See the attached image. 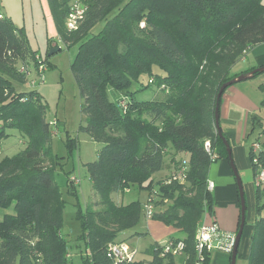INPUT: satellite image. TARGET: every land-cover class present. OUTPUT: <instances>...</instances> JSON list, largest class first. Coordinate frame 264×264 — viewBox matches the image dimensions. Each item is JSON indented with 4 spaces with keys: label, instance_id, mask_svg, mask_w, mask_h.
<instances>
[{
    "label": "trees",
    "instance_id": "1",
    "mask_svg": "<svg viewBox=\"0 0 264 264\" xmlns=\"http://www.w3.org/2000/svg\"><path fill=\"white\" fill-rule=\"evenodd\" d=\"M83 2V17L69 30L63 24L72 12L71 0H49L60 40L79 45L72 71L83 99L82 130L103 145L98 160L88 165L96 200L77 216L82 229L78 241L85 246L83 263L113 264L109 246L121 233L136 228L145 214L139 201L120 205L113 195L137 186L147 190L148 203L171 202L152 219L184 234L172 239L185 243L184 264H210L212 252L199 258L195 237L205 214L214 208L208 189L210 166L229 158L216 128L218 95L223 84L239 76L232 74L233 67L264 44V3ZM25 32L0 11V143L9 128H18L30 139L26 151L0 161V264H71V246L62 234L66 201L52 177L46 108L37 90L15 88V83L26 82L21 70L30 67V60L37 69L45 64ZM152 86L156 98L140 99L139 93ZM207 141L214 157L205 150ZM257 141L264 147V140ZM50 156L51 165H44ZM260 156L264 164V152ZM168 164L175 165L172 174L157 180L155 175ZM252 166L256 174L257 166ZM183 168L184 180H174ZM68 184L77 194L70 177ZM261 190L258 187V215L263 210ZM163 252L164 245L155 244L152 260L121 264H179ZM248 264H264V217L256 220Z\"/></svg>",
    "mask_w": 264,
    "mask_h": 264
},
{
    "label": "rangeland",
    "instance_id": "2",
    "mask_svg": "<svg viewBox=\"0 0 264 264\" xmlns=\"http://www.w3.org/2000/svg\"><path fill=\"white\" fill-rule=\"evenodd\" d=\"M83 1L71 0V6L76 8L75 6L79 5V8H84ZM262 1L264 3V0ZM24 4L27 24L25 33L28 36L27 32L32 30V34L28 36L29 42L32 49L37 52L40 60L45 63V71L44 80H42L35 62L30 60V75L24 72L27 77L26 82L22 84L15 83V88L19 92L37 90L42 97V103L46 108L45 119L50 124L52 134L49 146L54 164L52 177L66 201V207L63 210L62 234L71 246L68 252L71 254L69 256L71 264H84L82 255H85V246L83 242L78 241L82 229L77 216L80 209L86 211L87 206L93 204L96 200L88 165L98 160L103 145L94 141L82 130L83 99L72 71V63L77 56L79 45L67 46L58 38L51 39L49 37L46 28L43 25L41 26L45 20L41 0H25ZM63 26L68 29L67 20ZM102 27L103 24H99L94 32L97 33ZM56 47H59L60 50L51 55V50ZM243 61V59L240 60L233 67L232 74H236L243 69L246 65ZM143 81L148 84L149 77L145 76ZM156 95H158V91L152 86L139 93V98L152 100L156 98ZM111 99H114V96L111 95ZM255 132L254 138L259 135V127L256 128ZM6 134L8 137L0 143V161L26 151L30 145L29 137L18 128H9ZM179 158L182 159L180 156ZM51 160V156L50 158L46 157L44 165L50 166ZM167 161L169 162V157ZM169 165L171 168L172 164ZM69 177L77 179V183H75L77 194L70 191ZM165 178L166 176H163L161 179ZM260 189H262L260 203L263 210L258 217H264V187ZM148 195L147 190H141L136 186L126 191V193L113 195V198L120 205L139 201L145 206L148 204ZM245 199L248 208L246 216L250 217L251 202L246 195ZM170 203L169 200H164L158 206L153 203L154 213L155 211L160 212L162 208H166ZM144 213L139 225L132 230L121 233L116 243H124L137 249L139 252L137 260L150 261L152 260L150 254L152 246L155 244L165 245L171 238L182 239L184 234L173 226L149 218L145 211ZM137 233L139 234L137 235ZM184 259L183 255L175 257L179 264H184ZM236 264H248L246 256L239 255Z\"/></svg>",
    "mask_w": 264,
    "mask_h": 264
},
{
    "label": "crops",
    "instance_id": "3",
    "mask_svg": "<svg viewBox=\"0 0 264 264\" xmlns=\"http://www.w3.org/2000/svg\"><path fill=\"white\" fill-rule=\"evenodd\" d=\"M24 2L25 0H0V11L3 15L8 16L17 27L26 31ZM41 2L45 17L41 26L46 28V33L51 39L58 38L60 40L49 0H41ZM27 34L28 36L32 34V30ZM243 60L246 65L236 74H248L253 69L264 67V44L251 49ZM255 117L258 118L256 123L260 124L257 127L255 126ZM220 124L223 135L231 147L232 162L230 158H225L210 166L209 182H213L215 186L211 191L214 208L212 213L205 214L203 222L209 225L217 224L221 232L229 233L230 236L236 238L241 222V198L232 168L233 163L242 181L243 189H245L244 193L251 202L250 217L246 216V224L238 251V256H246L248 260L254 227L258 218V187L250 159V147L259 137L264 140V135L261 133L264 130V73L238 82L224 92L220 102ZM258 127L259 135L254 138L253 135L256 134L255 131ZM174 166L172 165L170 168L168 164L164 171L155 175V178L160 180L163 176L168 177L174 171ZM219 240H222L223 243L226 241V239L217 238L216 248L211 253L210 264H231V253L220 247Z\"/></svg>",
    "mask_w": 264,
    "mask_h": 264
},
{
    "label": "built area",
    "instance_id": "4",
    "mask_svg": "<svg viewBox=\"0 0 264 264\" xmlns=\"http://www.w3.org/2000/svg\"><path fill=\"white\" fill-rule=\"evenodd\" d=\"M76 8L72 9V12L69 14L67 18V27L69 30H75L80 20L83 17L84 10L83 8ZM39 58V57H38ZM41 75L42 80H44V71L45 66L41 64L37 69ZM22 72H25L27 75H30L31 71L29 68L22 69ZM205 150L206 152L214 157V150L212 148L211 142L207 141L205 143ZM264 152V147L261 141L254 142L250 147V156L252 163L257 166V172L255 174V182L257 187H264V164L261 162V153ZM186 168H183L175 177L174 180L182 181L184 180ZM72 180L77 183L76 178H72ZM213 182L208 183L209 191L214 190ZM145 212L149 218H153L154 214V204L149 202L145 205ZM217 238L226 239L223 243L222 240H219L220 247L224 248L228 252H232L234 244H235V237L230 236L229 233H223L220 231L217 224H206L202 222L199 228L196 231V249L199 255V258L204 257L205 252H212L216 248L215 241ZM185 243L183 241H175L169 240L164 245V254H171L173 256L183 255L185 251ZM138 250L135 248H131L130 246L124 243H113L109 246L108 250V257L113 261V264H121L122 262L132 263L137 260ZM201 261V260H200ZM198 264H202V261Z\"/></svg>",
    "mask_w": 264,
    "mask_h": 264
},
{
    "label": "water",
    "instance_id": "5",
    "mask_svg": "<svg viewBox=\"0 0 264 264\" xmlns=\"http://www.w3.org/2000/svg\"><path fill=\"white\" fill-rule=\"evenodd\" d=\"M60 48L56 47L53 48L51 50V55L57 51H59ZM264 73V67L255 69L253 71H251L248 74H242L239 75L238 77L226 82L225 84L222 85V87L220 88V92L218 95V102H217V108H216V114H215V119H216V128H217V132L219 137L222 139L224 145L227 148V152L230 158V161L232 162V155H231V147L229 145L228 140L225 138V136L223 135L222 129H221V124H220V102H221V98L222 95L224 94V92L231 86L235 85L238 82H242L245 81L247 79L253 78L254 76H256L257 74H263ZM232 168L233 171L235 173L237 182H238V187H239V191H240V198H241V222H240V227L239 230L237 232L236 238H235V244L233 247V250L231 252V264H236L237 263V258H238V251H239V246H240V241L243 235V231L245 228V224H246V212H247V205H246V200H245V193H244V189H243V185H242V181L240 179V176L238 175V172L235 168V166L232 163Z\"/></svg>",
    "mask_w": 264,
    "mask_h": 264
}]
</instances>
